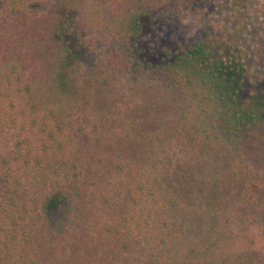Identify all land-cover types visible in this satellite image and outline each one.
<instances>
[{
    "label": "trees",
    "instance_id": "obj_1",
    "mask_svg": "<svg viewBox=\"0 0 264 264\" xmlns=\"http://www.w3.org/2000/svg\"><path fill=\"white\" fill-rule=\"evenodd\" d=\"M46 1L0 0V264H264V0Z\"/></svg>",
    "mask_w": 264,
    "mask_h": 264
},
{
    "label": "rangeland",
    "instance_id": "obj_2",
    "mask_svg": "<svg viewBox=\"0 0 264 264\" xmlns=\"http://www.w3.org/2000/svg\"><path fill=\"white\" fill-rule=\"evenodd\" d=\"M216 2V11L212 14L211 20L229 23L228 11L230 5L228 0H214ZM32 2H40L45 4L46 0H32ZM264 12V11H263ZM262 12V13H263ZM255 16L253 22L249 26L250 34L244 36L243 44L248 53V68L250 76H248L249 83L245 92L257 91L259 80L264 76V14ZM209 19V18H208ZM204 19L201 16L187 15L182 19V23L187 25L192 32L199 28ZM234 25V22H231ZM246 97V96H245Z\"/></svg>",
    "mask_w": 264,
    "mask_h": 264
}]
</instances>
